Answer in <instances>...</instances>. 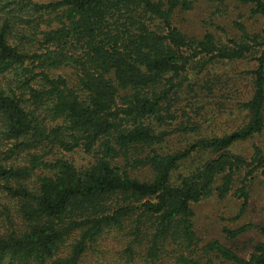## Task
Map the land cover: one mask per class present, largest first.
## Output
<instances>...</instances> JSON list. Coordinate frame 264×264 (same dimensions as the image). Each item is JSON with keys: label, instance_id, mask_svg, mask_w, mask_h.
<instances>
[{"label": "trees", "instance_id": "trees-1", "mask_svg": "<svg viewBox=\"0 0 264 264\" xmlns=\"http://www.w3.org/2000/svg\"><path fill=\"white\" fill-rule=\"evenodd\" d=\"M197 1L0 0V264H264V220L226 242L194 228L193 204L231 195L237 219L264 178L262 146L233 150L264 135V26L189 33L174 18ZM243 60L247 92L213 112ZM75 150L91 160L56 154ZM248 230L244 256L228 242Z\"/></svg>", "mask_w": 264, "mask_h": 264}, {"label": "rangeland", "instance_id": "rangeland-1", "mask_svg": "<svg viewBox=\"0 0 264 264\" xmlns=\"http://www.w3.org/2000/svg\"><path fill=\"white\" fill-rule=\"evenodd\" d=\"M209 5L208 0H198L192 10L178 13L176 15L174 18L175 24L181 29L192 34H202L205 30L219 33L218 31H215L214 27L210 25L207 26L211 20L224 26V28L229 30L230 34L238 33L231 26V22L234 19L243 22L249 31H259L264 26L263 17H250L247 9L238 6L234 2H224V4L221 5L220 10L215 14L212 13L213 8ZM253 66L254 61L249 62L247 60H243L230 62L219 70L221 73V82L217 84L218 90L215 91V94L217 92H221L223 95H228V93L223 91L226 89L230 92L231 98L227 99L219 97L220 93H218V97H216L214 94L211 99L210 110L214 112L216 110L215 107H222L226 104V102L230 104L233 99L239 96V98H241L242 93L245 94L247 92L249 88V77L242 72L253 68ZM62 71L63 70L61 69L55 70L57 73H62ZM67 72L69 73V71ZM224 79L230 81L227 86H221ZM235 91L237 92L234 93ZM226 117H229V115ZM225 119L227 120V118ZM229 121H232L231 123H228L229 126L235 125L238 122L237 115H232L229 118ZM253 143H257L264 148V135L263 137H256L239 143L233 147V150L244 155H250L252 149L251 145ZM177 145L179 146V144ZM56 154L58 156H64L78 167L85 166L91 160L90 156L83 153L81 150H75L70 153L61 151ZM143 173L144 172H141L140 174ZM240 204L241 201L231 195L224 199H218L217 197L212 196L193 204L194 228L200 238L204 241L215 238L226 242L228 240H226L224 234L222 233L224 227L235 228L236 226L244 223H261L264 220V178L260 172L257 173L252 181L250 196L245 213L239 218L232 220L231 218L237 214ZM250 240H253L252 242L258 240V236L253 230H248L246 233L241 235L240 238L228 243L236 248L238 253L247 256L251 249L252 242H250ZM89 264L106 263H103V260L101 259L98 262H89Z\"/></svg>", "mask_w": 264, "mask_h": 264}]
</instances>
